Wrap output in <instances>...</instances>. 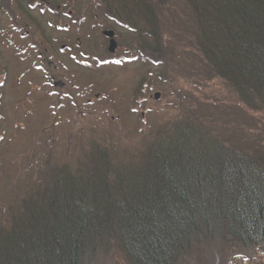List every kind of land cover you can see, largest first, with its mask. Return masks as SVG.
I'll return each mask as SVG.
<instances>
[{"label":"trees","instance_id":"obj_1","mask_svg":"<svg viewBox=\"0 0 264 264\" xmlns=\"http://www.w3.org/2000/svg\"><path fill=\"white\" fill-rule=\"evenodd\" d=\"M192 6L212 77L264 112V0ZM232 139L189 125L151 142L133 165L115 163L100 148L74 172L60 169L1 239L0 264H182L225 230L261 244L264 147L241 148Z\"/></svg>","mask_w":264,"mask_h":264},{"label":"rangeland","instance_id":"obj_2","mask_svg":"<svg viewBox=\"0 0 264 264\" xmlns=\"http://www.w3.org/2000/svg\"><path fill=\"white\" fill-rule=\"evenodd\" d=\"M94 2V0L72 1L73 16L70 19L64 15L60 17V23H69L71 28L69 32H60L57 26L49 25V20L54 24L60 20L55 14L47 15V20L41 24L40 28L37 23L34 27L30 26L29 31L25 28L23 31H17L28 34L26 41L28 39V47H31L26 56L29 60L38 59L39 54H45L51 58L48 54H52L57 77L66 79L71 91H74V88H80L81 84H88L90 89L92 88L91 98L95 99L96 96L103 98H97L99 100L95 101L94 115L84 116V118L78 117L75 106L70 104L63 112L61 111L62 114L65 113V123L52 127L53 118L50 116L45 119L48 114V103L51 102L44 100L46 106H43L40 111L38 108L41 99L38 95L33 93L29 98L23 82H18L20 90L24 92L20 99L27 101V110H31V114L22 115L21 118L17 115V119L3 120L0 124V137L3 139L0 142V220L2 221L7 217L12 220L11 206L27 197L26 191L36 187L37 180L42 176L48 174L50 180V174L55 173L54 169L63 168L70 173L78 166V162L86 161L87 150L91 147L93 138L116 140L122 143V147L139 145L145 141L147 134L139 130V127L144 126L142 117L146 118L150 110L156 111L154 115L147 117L152 124L158 118L156 114L162 117L163 113L178 111L177 106L181 101L185 113L201 109L206 115L212 113L206 111L212 107L204 103L216 105L238 101V96L233 89L229 88L230 93L224 94L226 93L224 87L228 88L225 84L226 80L204 79L211 75L204 61L203 63L199 61L201 67L194 65L198 56L200 60L203 59L201 49L197 48L199 28L192 12L180 10L181 0H151L149 8L153 18L141 20L137 18L138 21L140 20L139 33L126 31L118 26L112 27L116 29L118 40L117 50L113 54L108 50L109 40L101 35L99 27V21L103 22L106 17L103 15L98 17L97 12L101 14L103 12L96 8ZM35 16L39 17V14ZM4 20L6 25L2 26L8 27L9 21L5 18ZM106 24L108 25L107 21ZM156 24H158L157 27ZM142 30L145 39L141 40ZM148 30L153 34L150 35ZM63 42L75 47L80 58L82 53L89 54L92 64L85 67L78 66L76 61L70 62L58 55L57 47ZM158 43L160 46L157 50L166 60V65L170 62V68L143 62V57L135 61L127 60L129 56L136 55L135 53L127 54L131 49L140 51L139 48H142V45L153 46ZM114 55L122 57L125 63L104 66H99L97 63L96 57L106 60ZM161 57L156 59H162ZM29 60L25 59L26 62L31 63L32 61ZM41 79L42 77L32 81L37 82ZM156 93H159L158 99H156ZM107 96L112 97L113 101L109 102L110 98ZM30 99L33 101L32 108L36 109L38 106L35 111L29 105ZM4 107L0 108V111L5 114ZM106 107H109L108 111H102ZM35 113L37 116L34 115ZM259 114L264 115V113ZM113 116L119 119L114 120L111 118ZM247 119V121L236 119L234 123L236 124L234 127L244 126V131L235 129L238 134L243 133L239 139H247L245 133L249 132V122L250 120L255 122L252 120L255 118L251 115ZM199 120L205 122L203 117ZM23 124L25 127L22 126ZM255 124L258 128L262 122L256 121ZM88 131L90 136L87 135ZM229 131L231 129L226 132ZM81 132L83 134L79 136ZM215 132L220 136L217 131ZM158 139L156 135L154 141ZM204 140L206 139L203 138Z\"/></svg>","mask_w":264,"mask_h":264},{"label":"bare ground","instance_id":"obj_3","mask_svg":"<svg viewBox=\"0 0 264 264\" xmlns=\"http://www.w3.org/2000/svg\"><path fill=\"white\" fill-rule=\"evenodd\" d=\"M109 254V253H108ZM99 257H103V258H105L104 257V255L102 254V252L101 253H99V254H97Z\"/></svg>","mask_w":264,"mask_h":264}]
</instances>
